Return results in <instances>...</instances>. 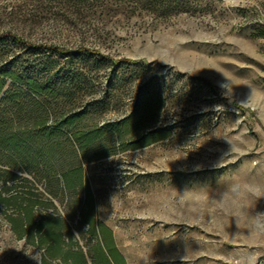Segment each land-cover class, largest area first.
Wrapping results in <instances>:
<instances>
[{"label":"rangeland","instance_id":"1","mask_svg":"<svg viewBox=\"0 0 264 264\" xmlns=\"http://www.w3.org/2000/svg\"><path fill=\"white\" fill-rule=\"evenodd\" d=\"M0 32L36 48L87 47L132 61L116 67L107 97L111 65L77 56L47 127L77 113L76 129L90 131L127 116L147 83L162 92L156 125L165 138L122 150L106 133L78 153L97 218L113 230L126 264H264V0H0ZM34 52L12 36L0 39V68L16 70L28 58L35 74L42 59L49 74L60 65ZM31 128L3 133L27 136ZM35 139L39 158L33 149L17 163L0 149V167L21 177L8 195L39 194L36 221L62 217L86 245L87 228L76 225L84 188L67 191L61 180L53 194L36 175L58 180L71 170L69 144ZM16 216L15 207H0V264H36L32 254L58 263L15 234Z\"/></svg>","mask_w":264,"mask_h":264},{"label":"trees","instance_id":"2","mask_svg":"<svg viewBox=\"0 0 264 264\" xmlns=\"http://www.w3.org/2000/svg\"><path fill=\"white\" fill-rule=\"evenodd\" d=\"M7 36H12L13 41L27 47L29 53L36 51L35 57H57L60 65L52 74H49L52 65L43 59L38 62L41 68L35 74L30 63L36 61L35 58H28L27 61L30 62H26L21 68L17 66L16 70L0 68V149L7 152L18 163L20 159H27L33 149H35L36 157H41L39 154L43 153L44 149L35 139L40 134L47 139L54 137L66 140L76 161L75 166L69 171L62 172L58 180L51 176L47 177L46 171L45 174L41 173L43 175L38 173L36 175L47 178L51 187L49 191L53 194H57L61 180L67 191L76 192L84 188L85 197L80 200L82 207L76 225L77 228L83 226L87 228L88 238H85L87 243L86 245L81 243L71 225L62 217L53 218L51 222H48L49 226L43 221H36V208L44 204L38 197L39 194L30 191L27 196L17 194L18 196L10 198L8 194L16 187V182L21 177L15 171L3 167H0V207L16 208V218L10 219L15 234L45 249L47 257L58 261L53 264H126L125 258L116 246L113 230L97 218L95 195L87 182L83 165L78 162V153L84 152L88 146L94 144L106 133L114 135L118 149L122 150H126L128 145L139 148L165 138L168 132L156 125L159 113L165 104L162 92L151 88L147 83L139 90L137 101L127 116L90 131L82 132L76 129V122L83 117L77 113L63 114L54 120L53 127H47L46 121L49 117H53L50 110L52 102L59 97L63 89L61 83L71 79L69 73L74 71L73 62L77 56L82 55L84 60L95 56L99 63L111 65V76L108 77V84L105 85L107 97L114 90L115 83L112 77L116 67L120 64L130 65L132 61L115 60L98 50L87 47L67 49L61 46H40L41 48H36L9 32H0V39L4 40ZM48 74L50 78L46 79ZM4 103L8 106L3 105ZM23 123L31 124L33 134L25 136L24 129L9 134L3 133L4 129L13 130L15 126L20 127ZM150 125H153L152 129H149ZM68 134L70 138H67ZM75 146L78 149H75ZM45 149L52 151L55 149V144ZM36 157L32 159H37ZM50 168L53 169L52 165ZM22 180L29 182L28 178ZM47 260L49 259L46 258L44 264H51Z\"/></svg>","mask_w":264,"mask_h":264},{"label":"clouds","instance_id":"3","mask_svg":"<svg viewBox=\"0 0 264 264\" xmlns=\"http://www.w3.org/2000/svg\"><path fill=\"white\" fill-rule=\"evenodd\" d=\"M30 259H33L36 264H40V260L37 258L38 254H32V255H28Z\"/></svg>","mask_w":264,"mask_h":264}]
</instances>
